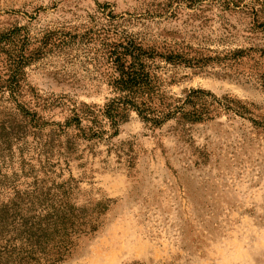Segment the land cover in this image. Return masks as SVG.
<instances>
[{"label": "rangeland", "instance_id": "1", "mask_svg": "<svg viewBox=\"0 0 264 264\" xmlns=\"http://www.w3.org/2000/svg\"><path fill=\"white\" fill-rule=\"evenodd\" d=\"M106 30L201 58L154 63L168 102L217 99L209 119L152 128L133 114L110 139L106 125L102 141L61 133L73 108L112 95L95 45L38 56L39 42ZM96 207L58 264H264V0H0V250L15 212L34 225Z\"/></svg>", "mask_w": 264, "mask_h": 264}, {"label": "trees", "instance_id": "2", "mask_svg": "<svg viewBox=\"0 0 264 264\" xmlns=\"http://www.w3.org/2000/svg\"><path fill=\"white\" fill-rule=\"evenodd\" d=\"M92 34V35H90ZM53 34L44 36L36 50L38 56L51 45H68L76 40H88L95 45L92 62L98 66L100 76L112 95L102 107L73 108L71 116L61 124H54L61 133L76 132L74 136L86 141L100 140L107 132V138L118 134V128L135 115L142 123L152 128H160L171 120H181L188 124L203 122L209 119L210 107L217 103L212 94L203 90H191L174 103L168 102L162 82L157 74L159 60L168 65L199 64L201 58H185L180 53L171 51L159 52L144 48L133 37L111 33L85 32L82 35L65 34L63 39L53 40ZM92 36V37H90ZM194 62V63H192ZM188 108L189 110H185ZM109 132V131H108ZM16 200H19L16 199ZM22 201V200H20ZM14 202L12 208L20 210L21 202ZM101 207V206H100ZM96 207L92 213L84 210H71L68 215H51L50 221L42 224H30L22 217L13 215L10 226L12 231L6 246L0 250V264H58L62 262L74 246V239L83 234L85 229L93 230L96 215L104 208ZM15 210V211H16ZM21 214V213H20ZM2 222V221H1ZM3 225H0V241ZM12 244H19L23 250L16 252Z\"/></svg>", "mask_w": 264, "mask_h": 264}]
</instances>
